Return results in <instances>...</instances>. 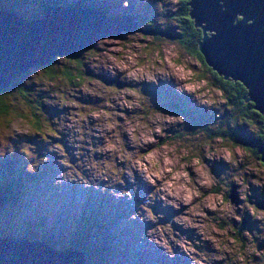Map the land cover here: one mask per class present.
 Segmentation results:
<instances>
[{"label":"rangeland","instance_id":"1","mask_svg":"<svg viewBox=\"0 0 264 264\" xmlns=\"http://www.w3.org/2000/svg\"><path fill=\"white\" fill-rule=\"evenodd\" d=\"M4 1L0 11L15 10L29 23L46 22L53 9L73 15L79 4L81 13H95L89 17L102 23L98 34L106 38L74 57L53 58L54 69L80 72L79 81L60 74L50 80L41 68L11 80L12 113L0 121V153L13 159L0 168V182L14 179L23 187L17 199L0 197L1 238L45 243L42 258L67 264H264V255H256L264 253L261 156L195 134L200 125L258 127L236 122L210 67L182 46L181 2ZM22 92L46 110L41 131L23 118L32 108ZM180 171L188 176L173 181L180 193L173 196L166 181Z\"/></svg>","mask_w":264,"mask_h":264},{"label":"water","instance_id":"2","mask_svg":"<svg viewBox=\"0 0 264 264\" xmlns=\"http://www.w3.org/2000/svg\"><path fill=\"white\" fill-rule=\"evenodd\" d=\"M188 1L192 8L190 16L203 30V35L207 31L216 34L209 35L211 39L204 35L199 45L207 65L225 80L242 83L249 92L247 100L255 103V109L264 114V0ZM73 10L75 13L70 15L65 8L53 9L47 13L46 22L33 23L8 11H0V92L28 68H42L56 56L74 57L77 52L88 49L93 41L106 38L98 34V26L102 23L90 19L89 14L93 12ZM54 11L58 15H54ZM87 18L95 25H87ZM259 155L264 164V147H260ZM4 203L0 201V205ZM40 244L45 245L0 237V264H67L57 260L61 259L59 257L55 261L42 258L45 255L39 251ZM33 252H37L35 256ZM81 258L84 260L83 256Z\"/></svg>","mask_w":264,"mask_h":264},{"label":"trees","instance_id":"3","mask_svg":"<svg viewBox=\"0 0 264 264\" xmlns=\"http://www.w3.org/2000/svg\"><path fill=\"white\" fill-rule=\"evenodd\" d=\"M7 1L8 0L2 2V4H4V6H8L9 1ZM56 1L57 2H53L54 7L58 6L61 3V0ZM179 1L181 2V9H179L180 11L177 12L179 13V15H177V22L178 26H180L181 28V32L178 35V38L180 39V42L184 49L198 62H201L206 66V61L199 50V45L202 40L203 33L200 29H198L195 20L190 16V9L188 7L189 1ZM81 5V7H83V4ZM75 7L80 8L79 4H76ZM4 10L12 14L17 13V11L10 8ZM53 63L54 62L52 61L50 64L41 68L44 70L46 77H48L50 80L58 78V74L67 77L68 80L72 83L81 79L80 72L74 75L71 74L68 68L54 69V67L52 66ZM207 69L211 71L212 75L215 77V79H217L220 90L228 95V98L226 99L228 100V105L232 106V109H235V115L237 116L236 122L237 120L243 121V124L245 125L244 127L246 128H251V125L254 124L258 127V131H244L243 125H240V123L238 122L233 128H231L230 123L226 124V127H218L217 129H211L209 125H200L195 134L198 136H203L207 141H229L237 147L239 146L244 149H250L259 156L260 147H264V114H261L255 109V103L247 100L249 92L242 83L233 80H225L216 72L212 71V69ZM8 89L0 92V121L10 116L12 113L11 105L13 104H10L6 101V92ZM17 98H19V96ZM21 98L23 99V103H26L28 106H30V108H32L31 115L23 118L32 123L34 129L41 131L42 128L45 127L41 118L46 114V110L43 104L41 102H38L36 99H29L28 94H23V92L21 93ZM14 182H16L14 179L11 181L4 180L3 182H0V192H3V194L8 197L7 202L12 198L17 199L19 195L18 190L20 189V186L21 188L23 187L22 185ZM1 236L3 237L4 235L0 233V237ZM18 238L24 239V237Z\"/></svg>","mask_w":264,"mask_h":264},{"label":"clouds","instance_id":"4","mask_svg":"<svg viewBox=\"0 0 264 264\" xmlns=\"http://www.w3.org/2000/svg\"><path fill=\"white\" fill-rule=\"evenodd\" d=\"M165 119H166V118H165ZM156 131H159V128H157ZM0 154H2V153H0ZM150 155H151V154H150ZM128 158H129V159H132L131 156H129ZM166 163H167V164H171V163H173V161H171V160H166ZM195 164H196V165H200V161H199V160H196V161H195ZM109 167H111V165H109ZM157 167H159V166L157 165ZM181 168H183V165L181 166ZM162 171H163V170L156 171V172H155V175H156V176H162ZM167 171L171 172L172 169H171V168H168ZM195 171L198 172V173H199V172H202V171H203V168H202V167H197V168L195 169ZM180 176H185V177H187V176H188V173H187V172H183V171L176 172V173L173 174L172 180L166 181L165 190L168 191V192H169L171 195H173V196H179V195H180V193H179L178 191L175 190L177 186L173 183V181L178 180ZM151 178H152L151 175H149V176H148V179L151 180ZM198 180H199L200 183H203V184H208V183H209V181H208L207 179L200 180L199 177H198ZM153 182H154V181H153ZM188 182L191 183V179H190V178H189V181H188ZM57 183H60V181L57 180ZM180 187L183 188V187H185V186L181 185ZM188 191H189L188 199L190 200V199H191V189H188ZM196 195H199V192H197ZM164 243L166 244L167 242L164 241ZM249 251H250V252H255L256 249H255V247L253 246V247L250 248ZM256 255H258V256H259V255H264V253L257 252ZM240 259L243 260L244 257H243V256H240Z\"/></svg>","mask_w":264,"mask_h":264},{"label":"snow or ice","instance_id":"5","mask_svg":"<svg viewBox=\"0 0 264 264\" xmlns=\"http://www.w3.org/2000/svg\"><path fill=\"white\" fill-rule=\"evenodd\" d=\"M197 9H198V5H197ZM240 19L243 20L244 17L241 16ZM248 20L251 21L252 19H248ZM10 159H13V158L5 157V156H3V154H0V168H7V165H8V162Z\"/></svg>","mask_w":264,"mask_h":264},{"label":"bare ground","instance_id":"6","mask_svg":"<svg viewBox=\"0 0 264 264\" xmlns=\"http://www.w3.org/2000/svg\"><path fill=\"white\" fill-rule=\"evenodd\" d=\"M79 9V8H78ZM104 22V21H103ZM106 25H109L108 22H106L105 24H103V28L105 29L106 28ZM175 38V37H174ZM25 74V73H24ZM118 80V79H117ZM261 205V204H260Z\"/></svg>","mask_w":264,"mask_h":264}]
</instances>
